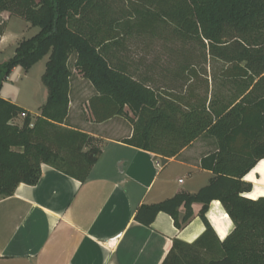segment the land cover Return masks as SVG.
Returning <instances> with one entry per match:
<instances>
[{
    "label": "trees",
    "instance_id": "16d2710c",
    "mask_svg": "<svg viewBox=\"0 0 264 264\" xmlns=\"http://www.w3.org/2000/svg\"><path fill=\"white\" fill-rule=\"evenodd\" d=\"M134 1L144 7L136 22L125 20L122 0H0V35L4 11L40 28L0 67V91L14 68L28 71L49 55L42 75L48 96L35 122L27 109L0 95V200L20 183L36 184L43 163L82 181L88 177L101 154L98 140L63 125L78 70L93 86L89 106L96 122L115 116L131 121L128 144L172 157L203 134L215 140L216 150L202 159L215 174L208 185L195 194L180 192L142 205L136 213L137 221L150 226L166 212L182 229L194 215L193 204H203L204 233L193 243L176 239L162 264H264V196H244L253 190L245 176L264 159V0ZM162 24L207 40L210 54L228 63L225 76L249 79L250 87L219 105L194 93L186 108L178 98L163 99L115 52L124 46L121 37L156 34ZM21 116L22 124H15ZM214 200L234 223L223 241L206 217ZM181 207L186 209L182 219Z\"/></svg>",
    "mask_w": 264,
    "mask_h": 264
},
{
    "label": "crops",
    "instance_id": "0c3cea01",
    "mask_svg": "<svg viewBox=\"0 0 264 264\" xmlns=\"http://www.w3.org/2000/svg\"><path fill=\"white\" fill-rule=\"evenodd\" d=\"M1 18L5 24L0 35L3 64L14 56L7 54L8 49L13 46L16 51L24 37L9 30L10 24L20 17L4 11ZM157 66V62L140 60L135 67L136 77L146 81L163 99L178 98L186 108L191 90L185 96L174 88L154 86L152 73ZM19 68H14L3 82L0 95L24 107L36 119L47 100V88L37 113L30 111L20 98L14 100L2 94L11 75H28V71L21 72ZM74 73L70 111L63 125L94 136L101 154L84 181L43 163L36 184L20 183L12 195L0 200V264H162L176 239L193 243L204 233L207 226L200 216L203 204H193L194 215L182 229L166 212H160L150 226L137 221L136 213L142 205L162 202L180 192L195 194L208 185L215 174L203 167L202 159L216 150L215 140L203 134L172 157L130 145L126 139L132 136L133 125L128 117L96 122L89 106L93 86L90 82L89 96L82 102L84 76L78 70ZM81 103L87 107V116L80 114ZM125 111L133 117L128 107ZM119 118L130 127L122 125L115 130L112 125ZM106 129L115 132H104ZM244 180L253 183V190L244 196H264V159ZM185 212L184 207L179 209L180 219ZM206 217L221 241L234 229L219 200L209 204Z\"/></svg>",
    "mask_w": 264,
    "mask_h": 264
},
{
    "label": "rangeland",
    "instance_id": "374dc122",
    "mask_svg": "<svg viewBox=\"0 0 264 264\" xmlns=\"http://www.w3.org/2000/svg\"><path fill=\"white\" fill-rule=\"evenodd\" d=\"M122 6L125 11L127 10L125 20L130 18L132 22L138 20L140 12H143L144 9L134 0H122ZM26 24H28L27 27ZM159 27L160 30L156 34L150 33L141 37L133 34L130 37H121L124 46L121 47L122 49L115 50V52L119 58L131 64V71L134 73L137 62L142 59L149 64L157 62L158 66L152 73L155 79L154 86L174 88L177 93H184L185 96L192 92L194 98L213 100L214 105L233 101L250 87L251 81L249 79L225 76L228 63L210 54L207 40H203L198 35L183 36L178 34L175 30V24H162ZM9 30L13 34L24 37L23 39H28L39 32L40 28L17 18L16 21L10 24ZM14 53L15 50L11 46L7 54L13 56ZM48 58L49 55L32 66L28 70L27 76L17 78L15 73L11 75L9 81L4 84L2 94L14 100L20 98L19 100L24 102L30 111L37 113L40 107L38 105L41 104L46 89L42 81V75L45 72ZM74 62L75 57L72 56L71 64H74ZM1 66L2 64H0ZM182 66L186 67L187 70L182 71ZM19 69L24 72L23 68ZM83 78V95L81 99L82 102H85V99L89 96L88 86L90 87V81L85 77ZM73 90L76 93L74 84ZM73 97H76V94ZM80 106H82V103ZM86 109L87 107L82 106L80 114L87 116ZM23 119L24 117L21 116L14 122L21 125ZM33 122H35L34 118ZM122 125H126L127 128L130 127L129 123L120 118L112 127L119 130V126ZM115 130L109 131V129H106L104 132H115Z\"/></svg>",
    "mask_w": 264,
    "mask_h": 264
},
{
    "label": "built area",
    "instance_id": "2783aa9c",
    "mask_svg": "<svg viewBox=\"0 0 264 264\" xmlns=\"http://www.w3.org/2000/svg\"><path fill=\"white\" fill-rule=\"evenodd\" d=\"M23 116H25V114H23ZM181 182H182V180H181Z\"/></svg>",
    "mask_w": 264,
    "mask_h": 264
}]
</instances>
